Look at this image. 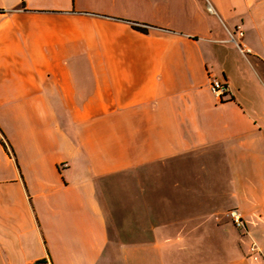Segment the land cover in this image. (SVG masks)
Masks as SVG:
<instances>
[{"label": "crops", "instance_id": "0c3cea01", "mask_svg": "<svg viewBox=\"0 0 264 264\" xmlns=\"http://www.w3.org/2000/svg\"><path fill=\"white\" fill-rule=\"evenodd\" d=\"M208 1L0 0V264H264V0Z\"/></svg>", "mask_w": 264, "mask_h": 264}, {"label": "built area", "instance_id": "2783aa9c", "mask_svg": "<svg viewBox=\"0 0 264 264\" xmlns=\"http://www.w3.org/2000/svg\"><path fill=\"white\" fill-rule=\"evenodd\" d=\"M207 9L212 13H216L215 8L212 6V4L208 0H207ZM238 34H239V36H243L244 31L240 29L238 31ZM231 38L233 40H236L233 35H231ZM210 86H211V90L213 91V93L220 100H224L227 97V95L229 94L228 85L220 78H217V77L211 78ZM228 215L236 227L241 228V229H245L246 223L244 220V216L239 209H237V208L230 209L228 211ZM31 264H49V262L45 263L43 261H34Z\"/></svg>", "mask_w": 264, "mask_h": 264}, {"label": "trees", "instance_id": "16d2710c", "mask_svg": "<svg viewBox=\"0 0 264 264\" xmlns=\"http://www.w3.org/2000/svg\"><path fill=\"white\" fill-rule=\"evenodd\" d=\"M138 28L142 29V30H147L146 27H142L140 25H136ZM3 143L5 144V147L8 149L9 153H11L12 155H14V150L11 147V145H9V143L3 138Z\"/></svg>", "mask_w": 264, "mask_h": 264}]
</instances>
